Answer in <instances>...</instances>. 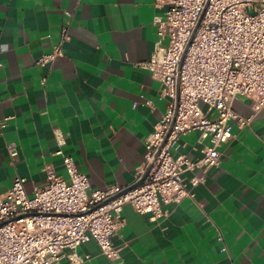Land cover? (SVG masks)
<instances>
[{
	"label": "crops",
	"instance_id": "obj_1",
	"mask_svg": "<svg viewBox=\"0 0 264 264\" xmlns=\"http://www.w3.org/2000/svg\"><path fill=\"white\" fill-rule=\"evenodd\" d=\"M165 10L154 0H0V195L15 176L31 194L46 162L67 177L55 129L91 188L133 182L166 112L160 82L142 66ZM55 48L54 60L36 64ZM232 107L249 122L233 125L218 167L182 175L204 174L194 199L162 205L168 215L156 221L123 205L118 261L89 240L76 249L80 264H264V107L254 112L241 96ZM199 138L181 135L172 155L199 158Z\"/></svg>",
	"mask_w": 264,
	"mask_h": 264
},
{
	"label": "built area",
	"instance_id": "obj_2",
	"mask_svg": "<svg viewBox=\"0 0 264 264\" xmlns=\"http://www.w3.org/2000/svg\"><path fill=\"white\" fill-rule=\"evenodd\" d=\"M154 3L166 10L153 20L157 40L142 66L160 82L167 106L145 142L146 153L133 182L91 188L73 157L63 153L64 141L55 129V154L61 156L67 177L57 175L46 162L45 181L34 185L31 194L25 179L15 176L0 195V264H56L63 258L80 264L85 257L76 249L89 240L117 262L120 249L112 240L124 226L123 205L156 221L168 215L162 205L193 200L192 189L204 174L189 180L182 175L218 167L220 149L235 138L233 125L249 122L234 112V99L246 98L254 112L264 107V0ZM60 52L55 48L36 64L42 67ZM193 130L200 131L201 156H173L171 148L179 137ZM7 148L14 158L15 146ZM148 167L143 182L133 186Z\"/></svg>",
	"mask_w": 264,
	"mask_h": 264
},
{
	"label": "water",
	"instance_id": "obj_3",
	"mask_svg": "<svg viewBox=\"0 0 264 264\" xmlns=\"http://www.w3.org/2000/svg\"><path fill=\"white\" fill-rule=\"evenodd\" d=\"M176 104H177V101H176ZM157 155V154H156ZM149 169H150V167H148L146 170H145V172H144V174L142 175V177L139 179V181L136 183V184H134L133 186H136V185H140L142 182H143V180H144V178L147 176V174H148V171H149ZM133 186H131V187H133Z\"/></svg>",
	"mask_w": 264,
	"mask_h": 264
}]
</instances>
